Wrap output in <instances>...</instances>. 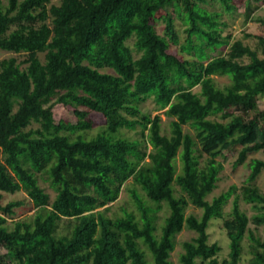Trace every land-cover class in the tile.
I'll return each mask as SVG.
<instances>
[{
	"label": "trees",
	"instance_id": "obj_1",
	"mask_svg": "<svg viewBox=\"0 0 264 264\" xmlns=\"http://www.w3.org/2000/svg\"><path fill=\"white\" fill-rule=\"evenodd\" d=\"M55 1H0V52L13 54L0 61V264H170L186 227L197 237L184 243L182 264H264V236L250 227L264 226V193L255 184L264 159L251 161L240 196L258 211L252 219L239 197L226 218L235 186L208 200L217 188V156L240 147V166L250 154L264 155V35L245 34L254 46L225 35L222 16L238 10L233 0H211L222 11L209 10L210 0ZM263 3L242 0L246 21L264 29V17L255 16ZM162 12L160 34L154 17ZM176 19L186 26L182 44ZM172 45L185 56L171 53ZM216 76L229 77L230 85L219 88ZM151 98L169 119V132L160 114L141 110ZM57 105L100 113L106 127L91 140H71L66 124L55 119ZM187 125L211 157L206 170L199 169ZM138 128L139 138L123 136V129ZM52 154L57 162L50 176L59 190L51 202L26 166L39 168ZM129 179L152 205L133 189L141 217L107 216ZM21 190L28 201L2 203L5 194ZM164 204L170 213L158 235L156 214ZM26 205H33V216L11 227L8 219ZM188 205L203 210L201 218L187 217ZM214 219L223 221L230 240L222 261L221 246L209 242ZM247 236L251 257L244 259Z\"/></svg>",
	"mask_w": 264,
	"mask_h": 264
},
{
	"label": "rangeland",
	"instance_id": "obj_2",
	"mask_svg": "<svg viewBox=\"0 0 264 264\" xmlns=\"http://www.w3.org/2000/svg\"><path fill=\"white\" fill-rule=\"evenodd\" d=\"M6 4V0H0ZM211 1V0H210ZM55 2H58L56 0ZM234 4L237 7V11L232 14L223 13L222 21H225L228 23V27L226 28L225 35L228 33H232L235 39H244L245 34H250L253 36H259L264 35V29L261 27L260 23L258 22H247L246 18L244 16V6L242 4V0H233ZM206 7L209 10H218L222 11L221 5L215 1L212 2ZM165 16V13L157 14L154 17L156 29L157 31L162 34L165 29V23L163 21V17ZM255 16L257 17H264V3L262 4V8L258 10L255 13ZM185 25L179 20L176 19V28L180 37V44L184 43L186 34L184 32ZM245 43L252 44L254 46L255 39L254 38H245ZM134 40H130L128 42L129 45H133ZM180 46L172 45L170 52L172 53H178L179 56L184 57L185 55L179 52ZM225 50V48H223ZM13 56V54L6 53V52H0V61L9 58ZM15 56V55H14ZM138 57V55L136 56ZM21 57L20 59H22ZM216 85L219 88H225L226 86L230 85L231 81L229 77L227 76H216L214 77ZM194 92L199 93L200 87H195L193 89ZM259 106L261 109H264V97L259 99ZM141 110L144 113L151 114L152 117H154L157 114H160L163 121V129L164 132H169V119L162 113L155 111V102L151 98L145 103L141 104ZM75 111L84 113V117H80L77 114H75ZM54 115L57 122L62 121L66 124L67 129L65 132H63L65 135H67L71 140L76 139L77 137L81 136L85 140H91L94 138L98 133L102 132L106 127L105 118L97 112H94L86 107L83 106H77V107H64L62 105H57L54 108ZM185 134H188L192 136L195 140V155L198 157L199 162V169L201 171L206 170L210 165H212L211 157L209 155H206L201 150V144L199 140L196 138L197 131L190 125H187L184 127ZM123 136L126 138L131 139H137L139 138V128L138 130H129V129H123L122 131ZM240 147H237L236 149L232 150H225L222 152L219 156L215 158V165L220 167V172L218 175V181H217V188L216 190L208 197L209 201H212L213 198L220 196L222 193L228 191L231 187H236L235 193L231 196L229 199L227 205L224 207V214L226 218L229 217V215L232 213L234 201L237 197H239V205L243 212H245L250 219H252L255 215L258 214V211L253 208V206L249 203H245L241 196L242 187L245 185V182L250 174V163L253 159H264V155L262 152H257L250 154L248 156L247 161L240 165L235 166V162L238 159V154L240 151ZM182 150H180L178 157H177V166H178V174H181L183 162L181 159ZM2 162L5 163V156L4 154H0ZM57 157L52 154L48 157H44L41 166L38 168L34 166L33 164L27 165V169L29 172H31L34 177L37 180L38 185L40 188H42L45 193H47L50 196V201L52 202L59 190V186H57L51 176H50V170L51 168L56 164ZM12 177L15 181H18V177L15 173L9 170ZM256 186L260 189L262 193H264V172L260 175L258 180L256 181ZM136 189L138 194L141 196L143 201L146 204L152 205L145 196V193L142 191V189L134 185V182L132 179H129L127 182H125L122 191L120 192V195L118 199L112 203L109 204L107 207H109L107 211V216L111 218H122L125 215V212L133 213L137 219L141 217V212L138 209V205L133 198L132 190ZM177 189V188H176ZM28 201L27 192L25 190H21V192L16 193L14 195H4L2 199V203L4 205L8 204L12 201ZM35 213V209L33 205H26L23 206L20 209L16 210V215L14 219H8V224L12 227L15 221H21L25 219H29L33 216ZM170 213L169 208L166 204H164L157 212V228L158 232L157 234L160 235L161 228L164 224L165 219L168 217ZM203 214V210L195 208L192 205H188L185 208V215L187 217L193 215L197 218H201ZM65 224V222L62 223V225ZM250 227L256 231V233L260 236H264V226H260L258 231L256 230V225L251 222ZM208 233L210 236L209 242L211 244L218 243L222 251L219 254V260L222 261L224 259L228 258V254L230 252V240L227 236L226 230L223 228V221L214 219L211 222V225L208 229ZM197 234L194 231L189 230L187 227L184 228V230L179 233L176 237V246L175 250L171 253L170 258V264H182L181 263V256L184 253V243L190 242L192 239L196 238ZM250 244L251 241L249 240V237L247 236L243 242V248H244V259H248L251 257L250 255ZM142 249H144L148 256L149 251L148 249L143 246ZM0 254H5V250L0 249ZM198 264H201L200 261H198Z\"/></svg>",
	"mask_w": 264,
	"mask_h": 264
}]
</instances>
